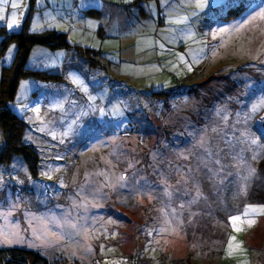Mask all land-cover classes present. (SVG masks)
I'll return each instance as SVG.
<instances>
[{
  "label": "rangeland",
  "instance_id": "1",
  "mask_svg": "<svg viewBox=\"0 0 264 264\" xmlns=\"http://www.w3.org/2000/svg\"><path fill=\"white\" fill-rule=\"evenodd\" d=\"M261 12L264 0H0V79L17 51L7 35L26 22L31 33H66L71 45H34L26 67L64 78L23 77L8 101L38 159L34 170L21 154L0 162V239L22 241L0 247L33 249L52 264H174L185 252L181 222L198 206L185 188L184 150L171 149L163 133L158 113L168 103L150 93L238 68L264 87ZM172 102L167 125L179 129L183 114L202 105L197 94ZM261 117L264 110L255 120L264 134ZM3 142L0 127V150ZM176 186L182 195L167 204L163 194L173 198ZM261 206L248 203L231 216L240 219L229 218L221 264L264 262Z\"/></svg>",
  "mask_w": 264,
  "mask_h": 264
},
{
  "label": "trees",
  "instance_id": "2",
  "mask_svg": "<svg viewBox=\"0 0 264 264\" xmlns=\"http://www.w3.org/2000/svg\"><path fill=\"white\" fill-rule=\"evenodd\" d=\"M236 10L242 13L245 9L238 6ZM7 37L17 43V51L12 65L3 67L0 79V127L4 131L0 162L8 163L14 154H21L30 169L34 170L38 159L37 148L23 141L27 123L11 110L8 101L15 99L23 77L43 76L50 81L64 78L60 73L33 71L26 67L34 45L51 49L69 48L71 45L66 33H31L27 22L21 30ZM84 49L90 56H98L101 52L88 47ZM245 72L238 68L226 75L218 74L191 86L178 87L180 90L150 93L153 101L171 106L170 109L166 105L167 110L158 113L164 126L163 133L171 149L178 146L184 150L182 171L189 183L185 188L190 187L191 195L195 194L194 201L199 208L193 211L191 217L186 218L185 215L186 220L184 218L181 222L189 241V251L184 257L174 256V264H218L227 241L229 218L242 212L248 203H264V134L255 125L256 117L264 106H260L258 112L252 111L254 106L259 105V98L264 97V87L260 85L261 80L258 82L252 74L243 75ZM237 74L243 75L240 81L237 78L231 80ZM239 86L244 92L236 88ZM194 94L202 105H196L192 115L183 114L181 129L175 123L167 125L168 114L174 111L173 97L180 99ZM174 191L173 198L163 194L167 204L177 203L176 200L180 199L182 192L178 186ZM183 197L186 198V195ZM199 248L204 254L194 260L193 253L200 251ZM0 264L52 263L33 249L0 247Z\"/></svg>",
  "mask_w": 264,
  "mask_h": 264
},
{
  "label": "snow or ice",
  "instance_id": "3",
  "mask_svg": "<svg viewBox=\"0 0 264 264\" xmlns=\"http://www.w3.org/2000/svg\"><path fill=\"white\" fill-rule=\"evenodd\" d=\"M11 6H12L13 8H18V7H20V5L15 4V3H13ZM198 6H202V5H198ZM258 15H259L260 17L264 18V12L258 13ZM0 19H3V17H0ZM253 19H255V17H253ZM17 23H18V21H17L15 18H13L12 21H11V23L8 24V27H9V28H12L13 26L17 25ZM10 51H11V49H10ZM260 106H264V99H262V100L260 101V104H259V105L253 107V110H252L253 113L258 112L259 109H260ZM257 123H258L259 125H261L262 127H264V117H261V119H260L259 121H257ZM121 179H123V177H121ZM248 207H249V209L252 210L253 213L256 212V209H255L253 206H248ZM259 211L262 212V213H264V206H261L260 209H259ZM245 215H248V212H245ZM231 219H232L233 222H235V221H237L238 219H240V217H238V216H233V217H231ZM234 226H235V223H234ZM150 234H151V233H150ZM233 239H234V238H233ZM17 242H22V241H20V240H18V239H14V238H13V239H10V238L7 237V236L3 237V239H0V243H17ZM231 248H232V244H231V242H230V243H229V249L231 250Z\"/></svg>",
  "mask_w": 264,
  "mask_h": 264
},
{
  "label": "crops",
  "instance_id": "4",
  "mask_svg": "<svg viewBox=\"0 0 264 264\" xmlns=\"http://www.w3.org/2000/svg\"><path fill=\"white\" fill-rule=\"evenodd\" d=\"M103 30H104V28H103L101 31H103ZM255 230H256V229H255ZM255 230L250 231V232H249V231L246 232V233H245V240H246L247 237L250 238V237L255 236V235H256V232H254ZM184 239H185V241H186L185 246H184V248H185V252L182 253V251H180L179 253L175 254L176 257H184V256H186V254H187L188 251H189V247H188V245H189V241L187 240L186 237H185ZM228 240H229V239H228ZM227 242H228V241H227ZM226 244H227V243H226ZM245 244H246V243H245ZM260 249H262V248H260ZM179 250H180V249H179ZM256 256H257V254L254 255V256L252 257V260H253L254 262H257V261L255 260ZM220 261H222V257H221V259L219 260V263H218V264H221ZM257 263H258V262H257ZM259 263H260V262H259ZM260 264H264V262H261Z\"/></svg>",
  "mask_w": 264,
  "mask_h": 264
}]
</instances>
